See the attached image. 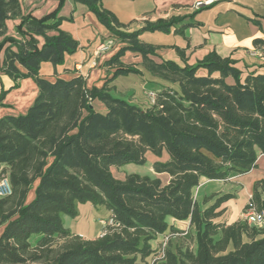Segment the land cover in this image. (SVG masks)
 Here are the masks:
<instances>
[{
	"label": "trees",
	"instance_id": "trees-1",
	"mask_svg": "<svg viewBox=\"0 0 264 264\" xmlns=\"http://www.w3.org/2000/svg\"><path fill=\"white\" fill-rule=\"evenodd\" d=\"M75 2L125 43L108 61L116 66L109 82L143 74L121 61L126 51L140 53L143 69L159 82L155 101L143 108L115 96L108 83L88 88L82 75L42 77L43 62L63 64L79 42L61 29L56 13L22 16L20 0H0V80L7 75L14 81L0 89V105L24 78L39 88L25 114L0 118V178L8 174L13 187L0 199V264H264V229L219 220L233 193L215 195L205 207L195 197L203 179L247 173L264 155V71L243 75L233 59L217 53L192 65L157 61V48L141 34L168 32L179 18L128 30L103 0ZM16 17L17 37L7 34V20ZM254 42L264 45L262 38ZM96 99L104 111L95 109ZM148 152L157 157L154 170L170 175L167 184L150 174L115 176V168L146 164ZM37 180L35 197L27 201ZM86 202L105 206L114 219L96 238L64 223V215L77 216ZM251 205L264 209V179L245 208ZM171 220L190 222L197 247L172 248L170 240L157 258L159 237L172 232Z\"/></svg>",
	"mask_w": 264,
	"mask_h": 264
},
{
	"label": "crops",
	"instance_id": "crops-1",
	"mask_svg": "<svg viewBox=\"0 0 264 264\" xmlns=\"http://www.w3.org/2000/svg\"><path fill=\"white\" fill-rule=\"evenodd\" d=\"M195 1L103 0V6L113 12L128 30L139 29L147 21L179 18L168 32L156 30L141 34L140 38L143 42L157 48V56H154L157 61L173 60L180 65H192L209 53H217L223 58L233 59L243 75L263 72L264 45L257 46L254 41L257 38L264 39V0H225L199 10L192 8ZM20 3L22 16L30 15L42 19L56 13L57 17L62 18L61 29L70 33L79 42L78 50L67 54L63 64L54 65L49 61L43 62L40 70L42 77L54 81L57 78L70 79L82 75L88 88H102L108 83L115 96L125 98L143 108L150 105L145 91L151 82L157 83L158 79L156 80L143 69V57L140 53L126 51L121 57L125 65H133L144 70L143 74L126 75L135 74L136 84L119 86L117 81L120 76L109 82L113 78L116 66L109 65L108 61L125 43L117 39L108 51H99L100 45L113 37V34L87 5L75 0H20ZM20 22L21 17L7 20V34L17 37L16 28ZM39 39L42 43L43 38L39 37ZM255 52H262L263 56L256 55ZM13 84L14 81L10 77L1 76L0 89L2 87L10 89ZM157 89L158 87H155L149 91ZM38 92V85L33 78L20 80L19 86L9 90L3 105H0V118L10 114H25ZM92 104L96 110L106 109L105 104L99 99L94 100ZM154 158L153 163L157 157L154 156ZM153 163L150 175L161 178L163 183L167 184L170 175L157 173ZM261 179H264V155L260 156L257 166L247 173L234 174L227 180L203 179L196 188L195 197L199 205L205 207L214 202L215 195L233 193L235 197L224 203L225 210L219 220H225L227 223L243 221L242 212L253 194L255 183ZM37 184L38 180L30 191L27 201L35 197ZM92 206L97 207L93 204ZM63 218L67 221L66 216ZM170 223L173 225L170 234L180 233L172 237L170 246L172 248L177 245L190 246L196 249V234L190 222L171 220ZM3 230L4 226H1L0 236ZM101 231L102 229L92 238L101 236ZM92 234H94L93 229L90 236ZM162 237L163 235L159 237V240Z\"/></svg>",
	"mask_w": 264,
	"mask_h": 264
},
{
	"label": "rangeland",
	"instance_id": "rangeland-1",
	"mask_svg": "<svg viewBox=\"0 0 264 264\" xmlns=\"http://www.w3.org/2000/svg\"><path fill=\"white\" fill-rule=\"evenodd\" d=\"M136 75L132 74L130 76H120L117 83L119 86H130L136 84ZM157 88L159 87L158 83L151 82L148 85V89L145 91V94L148 96L150 100V104H152V100L149 96V89L151 88ZM141 92H143V89H141ZM149 103V101H148ZM148 162L144 165H138V164H127L122 167V169H113V172L115 176L119 179H124L127 174L130 173H138V174H151V165L153 163L154 155L149 152L147 155ZM168 159V155L165 154L162 160ZM79 213L77 216L73 217L70 215H64L67 217V221L65 222V226L69 228L74 233H78L84 236H87L89 238L94 237L96 233H98L104 226L101 222L102 219L107 220L110 217L109 210L103 206L98 205L97 207H93L92 203L86 202L81 203L80 207H78ZM63 216V217H64ZM64 219V218H63ZM92 229L94 231V234L90 236V233L92 232ZM180 235V233L178 232ZM179 237V236H178Z\"/></svg>",
	"mask_w": 264,
	"mask_h": 264
},
{
	"label": "built area",
	"instance_id": "built-area-1",
	"mask_svg": "<svg viewBox=\"0 0 264 264\" xmlns=\"http://www.w3.org/2000/svg\"><path fill=\"white\" fill-rule=\"evenodd\" d=\"M219 1H225V0H196L192 8L195 10H199L208 6H211ZM117 38L115 36L111 37L109 40H107L105 43L101 44L98 48L99 51H108L110 48L113 47L115 41ZM254 54L263 56L262 52H255ZM149 96L152 100V103L155 101V91H150ZM13 194V187L10 182L9 175L4 173L0 178V199L5 198L8 196H11ZM242 218L243 221L247 222L249 225L254 226L258 229H264V209L259 210L254 205L249 206L248 208H245L242 212ZM101 222L103 223V226L105 227L108 224H114V219L112 217H109L107 220L102 219ZM104 233V231H101V235ZM178 233H172L163 236L162 238V244L160 246L159 250V256L157 258H162L164 256V251L167 248L170 240L173 236L177 235ZM156 260V258L153 260V262Z\"/></svg>",
	"mask_w": 264,
	"mask_h": 264
}]
</instances>
